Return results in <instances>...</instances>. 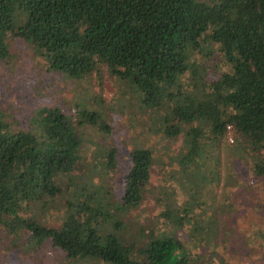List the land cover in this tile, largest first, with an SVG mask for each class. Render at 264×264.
Returning a JSON list of instances; mask_svg holds the SVG:
<instances>
[{"label": "trees", "instance_id": "obj_1", "mask_svg": "<svg viewBox=\"0 0 264 264\" xmlns=\"http://www.w3.org/2000/svg\"><path fill=\"white\" fill-rule=\"evenodd\" d=\"M11 38L69 78L107 67L132 91L131 113L151 136L182 141L166 161L152 144L132 141L116 202L96 180L113 178L117 148L97 142L80 164L79 128L96 124L103 141L112 127L105 116L79 108L71 119L40 106L27 120L0 108V236L28 253L51 242L85 264H208L204 248L232 227L212 214L201 222L170 185L149 211L151 169L169 168L161 180H200L206 143L232 128L255 155L251 169L264 188V0H0V61ZM216 53L221 63L211 66ZM62 190L59 225L23 215Z\"/></svg>", "mask_w": 264, "mask_h": 264}, {"label": "rangeland", "instance_id": "obj_2", "mask_svg": "<svg viewBox=\"0 0 264 264\" xmlns=\"http://www.w3.org/2000/svg\"><path fill=\"white\" fill-rule=\"evenodd\" d=\"M220 60L216 53L208 63L214 66L215 63H221ZM130 94L133 96L122 80L105 66L80 78H69L60 72L49 70L43 58L19 38L9 40V55L0 61V108L9 109L27 120L33 110L40 106H58L71 119L78 118L79 108L96 111L107 118L112 127L103 141L96 124H84L79 128L84 139L80 164L84 167L90 162L97 142H106V146L113 145L117 148L118 165L113 178H108L109 175L106 174L101 177L103 180H96L104 183L116 202L123 191V177L129 167L128 150L132 141L152 144L151 148L164 161L165 154L178 152L182 141V136L170 139L161 135L151 136L139 123L140 115L133 117L131 111L134 110L135 103L129 100ZM226 137L217 145L211 141L206 143L201 153L204 161L202 165L205 166L202 167L204 176L200 180H161L160 170L169 168L164 164L160 167L161 163L154 162L151 185L147 191L149 211L154 203L153 199L166 191L167 186H173L180 196L176 199L182 204L188 202L194 215L201 213V222L205 223L212 214L217 223L226 222L233 229V234L224 242L216 237L214 244L213 240L209 242L211 247L204 248L205 263L220 264L223 261L228 264H264V188L257 183L251 169L252 161L256 158L232 128L228 130ZM236 180L241 181L240 185ZM64 187L61 185L62 189ZM67 196V191L62 190L55 198L47 197L49 201L44 199L45 204H29L23 215L26 217L30 214L49 224L59 225ZM231 202L235 206L226 207ZM147 218L146 216L145 219ZM3 235L0 236V264L88 262L67 259L64 252L51 242L44 243L37 252H23L20 250V243L19 247L12 246L11 241L4 239Z\"/></svg>", "mask_w": 264, "mask_h": 264}]
</instances>
